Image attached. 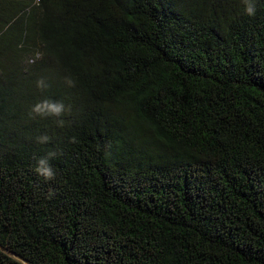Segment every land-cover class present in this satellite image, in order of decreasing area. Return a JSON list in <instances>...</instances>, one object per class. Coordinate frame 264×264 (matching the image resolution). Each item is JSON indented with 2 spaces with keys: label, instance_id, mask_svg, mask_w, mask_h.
Segmentation results:
<instances>
[{
  "label": "trees",
  "instance_id": "1",
  "mask_svg": "<svg viewBox=\"0 0 264 264\" xmlns=\"http://www.w3.org/2000/svg\"><path fill=\"white\" fill-rule=\"evenodd\" d=\"M255 4L0 0V264H264Z\"/></svg>",
  "mask_w": 264,
  "mask_h": 264
},
{
  "label": "clouds",
  "instance_id": "2",
  "mask_svg": "<svg viewBox=\"0 0 264 264\" xmlns=\"http://www.w3.org/2000/svg\"><path fill=\"white\" fill-rule=\"evenodd\" d=\"M244 3V13L253 17L256 15V4L255 0H243ZM66 83L69 86H73V81L67 80ZM49 84L46 81V78L41 77L36 81V87L44 91L49 88ZM71 112V106H66L62 101L52 100L50 98L45 97L37 101L30 109L29 116L30 117H57L59 119L56 120V124L58 127H63L66 123L63 117L66 113ZM49 137L47 135L38 136L36 138L38 143H47L49 141ZM71 142L75 143V137L70 138ZM56 156L55 152H49L44 157L37 158L36 161V169L38 175L43 176L45 180H51L55 177V172L52 166L49 163V160Z\"/></svg>",
  "mask_w": 264,
  "mask_h": 264
}]
</instances>
